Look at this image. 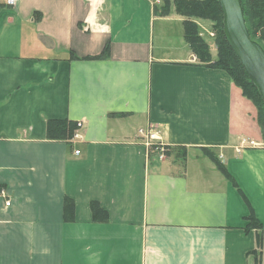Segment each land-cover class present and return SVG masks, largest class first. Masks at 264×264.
<instances>
[{
  "label": "crops",
  "instance_id": "obj_1",
  "mask_svg": "<svg viewBox=\"0 0 264 264\" xmlns=\"http://www.w3.org/2000/svg\"><path fill=\"white\" fill-rule=\"evenodd\" d=\"M164 7L0 0V264H264L255 104Z\"/></svg>",
  "mask_w": 264,
  "mask_h": 264
},
{
  "label": "trees",
  "instance_id": "obj_2",
  "mask_svg": "<svg viewBox=\"0 0 264 264\" xmlns=\"http://www.w3.org/2000/svg\"><path fill=\"white\" fill-rule=\"evenodd\" d=\"M171 1L163 0L165 6H169ZM173 2L175 3L176 11L186 17L185 36L200 60L209 65L227 70L233 80L241 86L243 93L258 107V121L264 138V102L258 88L248 76L240 59L226 39L223 29V12L218 0H173ZM242 2L251 35L262 44V40H264V0H242ZM196 17L204 19L214 18L215 26L213 28L215 29L214 40L217 47L216 56L211 52L208 39L201 35L198 24L194 21ZM75 128L76 124L73 122L62 119H51L49 121L48 132L52 137H71L74 135ZM221 168L229 175L224 166ZM91 207L95 219H107L108 213L100 206L99 202L92 201ZM250 218L251 225H260L258 218L253 213Z\"/></svg>",
  "mask_w": 264,
  "mask_h": 264
},
{
  "label": "water",
  "instance_id": "obj_3",
  "mask_svg": "<svg viewBox=\"0 0 264 264\" xmlns=\"http://www.w3.org/2000/svg\"><path fill=\"white\" fill-rule=\"evenodd\" d=\"M218 2L223 12L226 39L258 88L264 102V46L251 35L242 0Z\"/></svg>",
  "mask_w": 264,
  "mask_h": 264
},
{
  "label": "built area",
  "instance_id": "obj_4",
  "mask_svg": "<svg viewBox=\"0 0 264 264\" xmlns=\"http://www.w3.org/2000/svg\"><path fill=\"white\" fill-rule=\"evenodd\" d=\"M93 1V0H91ZM18 0H6L8 5H16ZM210 35L214 36L215 31H210ZM139 134L143 137L144 142L150 147L154 146L158 152L159 156L164 157L166 155V144L161 138V131L157 126L154 127H147V128H140ZM254 143V141H252ZM77 153L80 152L79 149L76 150ZM11 202L8 200L7 204L9 205Z\"/></svg>",
  "mask_w": 264,
  "mask_h": 264
},
{
  "label": "rangeland",
  "instance_id": "obj_5",
  "mask_svg": "<svg viewBox=\"0 0 264 264\" xmlns=\"http://www.w3.org/2000/svg\"><path fill=\"white\" fill-rule=\"evenodd\" d=\"M155 3H160V1L161 0H153ZM176 1V0H175ZM162 2H163V0H162ZM167 8H168V5H166L165 6V8L163 9L164 11L165 10H167ZM173 12L175 13V10L173 9ZM173 16H176V15H173ZM196 19H200L199 20V22L198 21H196ZM197 24H198V27H199V30L201 31V32H203V31H205V33H201V35L203 36V37H205L206 39H208V37H207V33H208V31H215V29L213 28V26H215V21H214V18H206V19H202V18H200V17H196L195 18V20H194ZM206 28V29H205ZM208 28H209V30H208ZM257 34L258 35H260V33L259 32H257ZM210 36V35H209ZM210 37H214V36H210ZM209 37V38H210ZM174 40H175V38H174ZM211 42H212V40H211ZM262 44L264 45V40H262ZM212 46H213V49H214V51L217 49L216 47H215V45H213L212 44ZM255 107H256V113H257V119H258V107L255 105ZM260 109V108H259ZM166 156V155H165ZM164 156V157H165ZM160 158H164V157H161V156H159Z\"/></svg>",
  "mask_w": 264,
  "mask_h": 264
}]
</instances>
